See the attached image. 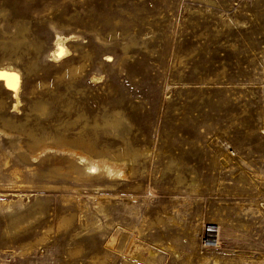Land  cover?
I'll list each match as a JSON object with an SVG mask.
<instances>
[{"label": "rangeland", "instance_id": "374dc122", "mask_svg": "<svg viewBox=\"0 0 264 264\" xmlns=\"http://www.w3.org/2000/svg\"><path fill=\"white\" fill-rule=\"evenodd\" d=\"M2 70L0 264H264V0H0Z\"/></svg>", "mask_w": 264, "mask_h": 264}, {"label": "bare ground", "instance_id": "6f19581e", "mask_svg": "<svg viewBox=\"0 0 264 264\" xmlns=\"http://www.w3.org/2000/svg\"><path fill=\"white\" fill-rule=\"evenodd\" d=\"M60 40V39H59ZM58 40V42H59ZM57 44V43H56ZM58 55H62L64 53H66V50L64 47H62V44L60 45V42L58 43V46H57V51ZM0 78H2L4 81H5V85L6 87H9L13 90L14 92V95L16 96L18 90H19V79H18V75L13 73L12 71L9 72V70H2L0 71ZM80 164L81 166L79 167L80 169H77L79 170V172L82 174V175H86V176H91V175H97L98 172L103 169V170H107V165L105 163H102L99 165V164H96V162H91V161H88L86 159H84L83 157H80Z\"/></svg>", "mask_w": 264, "mask_h": 264}, {"label": "built area", "instance_id": "2783aa9c", "mask_svg": "<svg viewBox=\"0 0 264 264\" xmlns=\"http://www.w3.org/2000/svg\"><path fill=\"white\" fill-rule=\"evenodd\" d=\"M261 214L264 216V204H260ZM219 235V228L216 225H206L203 231L201 244L203 247L216 245Z\"/></svg>", "mask_w": 264, "mask_h": 264}]
</instances>
